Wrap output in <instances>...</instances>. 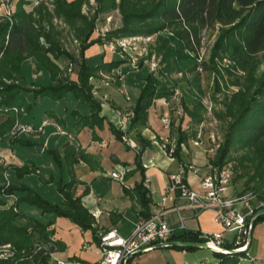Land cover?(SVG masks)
I'll return each mask as SVG.
<instances>
[{
    "label": "trees",
    "instance_id": "1",
    "mask_svg": "<svg viewBox=\"0 0 264 264\" xmlns=\"http://www.w3.org/2000/svg\"><path fill=\"white\" fill-rule=\"evenodd\" d=\"M28 0H17L13 21L0 18V136L8 132L22 111L17 114L12 106L29 112L38 97H48L59 100L69 93L80 104H86L88 111L81 112L77 108L70 110L75 125L88 126L92 129V137L100 139L95 127L101 128L105 116L101 112V101L93 94L91 77L102 71H111L124 62V58L114 56L109 60L103 58L96 64H90L84 51L95 43L120 39L132 35H151L157 33V51L161 53L160 66L157 71L150 70L143 77L140 92L132 105L127 129L122 130L112 122L108 127L115 137L124 141L130 147L125 136L131 134L138 143L135 153V167L140 170L141 180L130 190L122 186L125 194H134L139 205V214L148 217L151 214V198L145 185L144 166L141 153L151 140L143 135L142 128L147 124L148 108L154 99L163 97L166 100L173 95L178 85V78L173 72L195 71L198 63L206 66L205 62H197L203 31L220 27L211 57L220 53L244 65L249 59L264 51V0H96L97 11L108 12L118 8L122 15L121 25L89 39L95 27L96 15L88 16L82 12L85 0H53V9L49 11L36 8L39 16H56L73 28L74 34L82 40L79 56H75L61 48L60 42L42 26H36L33 11L27 12L24 3ZM44 36L45 42H41ZM34 57L38 67L43 69L48 78L45 81L26 79L22 70V62ZM60 61V62H58ZM77 63L76 78H71L61 67L62 62ZM31 95V100L28 99ZM232 101L238 104L232 112L233 119L229 124L225 140L219 143L215 154L210 158L214 166H221L230 158L233 149H242L254 165V172L249 175L243 189H253L259 196L264 195V74L252 85L244 84L243 88L232 95ZM228 107H231L229 105ZM56 121L61 118L53 110H46ZM219 116V115H218ZM179 123L175 128L169 127L170 135L176 132L174 156L177 161H183L182 145L187 141V133ZM162 138L159 137V140ZM22 145H35L29 138H13ZM55 162L62 169L71 171L74 162L83 160L90 165H98L94 156L84 149L65 144L63 152L50 148ZM124 165L127 163L124 162ZM31 166L14 165L18 178L33 172ZM1 168V166H0ZM76 180L57 182V190L61 200L52 201L26 182H10L0 185V246L10 243L13 248L23 250L25 255L20 261L12 257L1 258L0 264H56L48 262L44 256L43 244L53 235L54 220L57 216L69 218L81 230H91L92 239L99 242L98 231L94 227L95 218L83 204L82 196L88 191L85 187L80 192L75 190ZM250 182H253L250 184ZM13 198V199H12ZM26 206V207H25ZM28 207L37 208L42 215L40 218L26 211ZM22 207H24L22 209ZM264 213L258 214L252 224L251 231ZM250 219V218H249ZM208 236L202 234L199 228H182L170 236L173 241H206ZM55 238V237H54ZM244 238L236 241L235 236L229 241H223L222 246L233 249L243 244ZM57 251L64 249V244L55 238ZM178 249H196L199 246L174 244ZM218 264H238L241 257L247 255V248L242 251H215ZM74 257V255L72 256ZM130 260V259H129ZM129 262V261H128ZM127 262V264H128Z\"/></svg>",
    "mask_w": 264,
    "mask_h": 264
},
{
    "label": "crops",
    "instance_id": "2",
    "mask_svg": "<svg viewBox=\"0 0 264 264\" xmlns=\"http://www.w3.org/2000/svg\"><path fill=\"white\" fill-rule=\"evenodd\" d=\"M93 45L85 50V55L90 56V54L94 53ZM104 60L107 59L105 58ZM24 63L26 64L25 70L23 69ZM36 65L37 61L34 57H28L22 62V70L26 79L39 81L44 76L46 77L47 73L43 72V69L34 70ZM121 65L123 64L121 63L118 67H121ZM30 73L32 75L28 77ZM76 74L77 70L75 69L70 73V77L76 78ZM102 75H109L112 79H105ZM143 77L144 75H139L136 72L119 76L118 68H113L111 71L91 77L93 94L101 101L100 113L105 116L103 126L101 128L95 127V132L100 136V139L92 137V129L90 127L74 124L70 110L77 108L81 112L86 113L88 107L86 104L78 103V100L70 93L63 99L57 100L56 104L45 103L46 105L42 107L43 114L37 120H33V108L26 112L22 120L26 123L31 122V125L35 126L36 131L32 135L41 140L39 141L42 145L41 151L50 145V148L59 149L63 152L65 144H69L80 147L88 154L93 155L98 165H90L83 160H79L71 165V171H68L67 167L52 171L47 166L36 165L38 167L37 174H25L17 178V181L26 182L52 201H59L61 200V195L57 190L56 181H66L73 177L76 180V192L88 187V191L82 196V202L95 218V229L99 232L100 230L114 227L122 235H130L142 216L139 214L140 205L135 195L125 194L122 186H126L131 190L135 183L141 180L142 175L140 170L134 169L131 172H125L123 178L119 179L111 176L110 172L112 170L119 172L128 171L135 167V147L138 146V143L129 134L124 137L125 140L127 139L130 142V147H127L124 141L117 139L111 132L108 122H112L122 130L127 129L129 114L140 92L144 81ZM27 97L31 100L30 94ZM42 98L38 97L35 99L34 107H37L36 111H38ZM66 100L67 103L65 104L64 101ZM46 110H53L63 123L56 121ZM167 112L166 99L163 97L154 99L148 108L147 124L142 128L143 135L151 140V144L146 146L141 153V161L144 166V183L149 190L151 198V213L157 208L156 202L160 199L162 190L167 182L168 172L173 170L178 162L169 158L158 144L159 137L169 136L172 139L176 138L174 133L170 135L169 128L165 126L160 117ZM30 115H32V118L29 117ZM132 143L135 145H132ZM18 153L17 146L13 148V145L0 144V154L14 155V158H7L6 164L2 166L19 163ZM29 158L31 157L29 156ZM124 162L127 164L124 165ZM5 171H3V177ZM34 175H37L34 180H25L26 177ZM187 179L192 185H196L198 182L197 176L192 173L187 175ZM49 194L52 197H48L47 195ZM171 203L169 201L168 206H171ZM184 213L186 214L185 225L187 228H199L207 233L222 231L223 241L232 239V236H226L228 231H224L222 225L215 221L213 212L210 209H203L196 215H192L190 210H184ZM43 216L48 218L51 214ZM164 217L170 225L175 226L174 233L182 230V228L177 227V215L171 207L164 213ZM54 223L58 226L54 228L55 232L53 235L57 240L63 242L64 248H66L65 252L71 260H73V257L70 256L78 253L79 248H91L93 250L87 252L89 255L85 252L80 257L85 264H99L97 244L92 239L90 229L83 231L77 224L64 216H57ZM247 249L249 254L254 256L258 250V241L251 239L250 236V243ZM58 253L59 250L56 255ZM218 261L215 250L208 247H198L189 250L161 246L133 256L128 264H218ZM240 264H264V261L262 259L258 260L257 257L252 260L243 258Z\"/></svg>",
    "mask_w": 264,
    "mask_h": 264
},
{
    "label": "rangeland",
    "instance_id": "3",
    "mask_svg": "<svg viewBox=\"0 0 264 264\" xmlns=\"http://www.w3.org/2000/svg\"><path fill=\"white\" fill-rule=\"evenodd\" d=\"M4 1L10 2L14 5H16L17 2V0H15V2H13V0ZM23 6L27 12L31 10L33 11L36 26H42L46 32H50L55 36L60 42L61 48L66 49L75 56H79L82 40L74 34L73 28L56 16H51L50 19L46 16L41 18L35 11L37 7L52 11L53 0H28ZM81 8L82 12L88 16L96 15L95 27L89 39H93L99 34H104L107 30L114 29L121 25L122 15L118 8L108 12L97 11L96 0H85ZM11 18L13 21V16ZM219 32V26H216L214 29H205L203 31L197 62L203 61L206 63L207 67L198 63L195 71L173 72L172 76L178 78V85L175 87L174 93L170 99L166 100L168 106V112L165 114L167 127L169 128L171 126L172 128H175L181 123L180 125L188 135L187 141H185L183 143L184 146H182L183 161L186 163L191 162L200 166L202 171L208 167L210 158L216 152H213L212 147H214L216 143H222L225 140L229 124L233 119L232 112L236 111L238 106V104L232 101V95L239 91V89L243 88L244 84L252 85L264 74V51L252 56L244 65H240L234 59H230L223 53L212 58L211 54L215 47ZM123 38H126L125 45L119 43L118 39L104 44L95 43L92 47V49L95 50L94 53L90 54V56L85 55L88 58V62L90 64H96L102 58L108 60L111 57L119 56L124 58L123 65H121V67H115L119 70V76L131 74L132 72H136L139 75H145L150 70L156 72L157 68L161 65V53L157 51L156 46L157 33L151 35H132ZM40 40L42 43L45 42L44 36H40ZM68 62L67 64L62 62L61 66L67 74H69L67 71ZM74 63L77 65L75 61ZM25 65L26 64L24 63V70ZM38 68L40 67L36 65L34 70L37 71ZM43 72L45 71L43 70ZM103 72L108 71L99 72V75ZM31 75L32 74L30 73L28 77H31ZM102 76L105 79H112L109 75ZM47 78L48 76L46 75V77L44 76V78H41L39 81H45ZM56 101L57 100L48 97H43L38 106V111H36L37 107H34V104L32 107V112L34 113L33 120H37L40 115L43 114L42 107L46 105L45 103L49 102L50 104H56ZM64 102L66 104L67 100ZM229 105H231V107H228ZM12 110L15 114L22 111L23 113L21 117L16 118L21 122L26 123L22 120L26 113L24 109L17 107V111H15L12 106ZM163 116L164 115L160 116L161 119ZM29 117L32 118V115ZM29 123L31 125V122ZM31 126V129L27 132H21L16 135L11 134L10 129L4 135L0 136L1 145H13V148L14 146H17L19 152V163L8 164L7 166H2L0 164V185L5 181L3 177L4 170L7 171V176L10 182H17L18 177L15 174V168L13 166L27 165L30 167L31 162H29V160L35 164L33 172H30V174L38 173V167L36 165L47 166L52 171L60 169L49 151L50 145L43 151H38L35 148L37 144H40L39 141L41 140L32 135L36 131V128L33 125ZM174 134L176 135V132H174ZM28 135L30 136L28 137ZM13 138H29V140L35 141L36 144L22 145L18 141H12ZM195 140L198 142H194ZM245 155L246 154L242 152V149L232 148L230 152V158L228 161L231 162L233 171L231 175L232 182L228 190L229 195H233L239 190L241 192L246 191V189L243 188L246 186V181L248 180L249 175L254 172L253 163L248 158L244 157ZM29 156L33 160L29 158ZM36 176L37 175L26 177L25 180H34L37 178ZM252 183L253 182H250V184ZM253 191L257 194L258 198L264 199V195L260 197L257 191ZM47 196L52 197L51 194ZM23 208L24 207H22V209ZM26 211L34 216L43 219L45 218V216H43L35 207L27 206ZM57 226L56 223H53L54 228H57ZM226 236H232L233 238V233L227 232ZM250 236L251 239L258 241V250L253 257H257L258 260L262 259L264 261V218H260L256 221ZM10 249L12 250V255L10 257H12L14 261H20L24 258L25 253L23 250H18L17 248ZM91 250L93 249L79 248V252L73 254V260L67 256L65 252L66 248L59 250V253L54 256L65 260L66 262L64 264H85L80 255L85 252H90ZM87 255H89V253H87ZM44 256L48 257V262L55 258L54 256L45 253ZM249 257V255H246L243 258L249 259ZM242 259H239L238 264L241 263Z\"/></svg>",
    "mask_w": 264,
    "mask_h": 264
},
{
    "label": "built area",
    "instance_id": "4",
    "mask_svg": "<svg viewBox=\"0 0 264 264\" xmlns=\"http://www.w3.org/2000/svg\"><path fill=\"white\" fill-rule=\"evenodd\" d=\"M14 11V4L0 0V17H6L12 21L11 17ZM125 41L126 38L118 39V42L122 45H125ZM76 66L74 62H68V73H72ZM13 109L17 111L16 106H13ZM165 117L164 115L162 121L167 126ZM31 127L30 124L23 123L16 118L10 132L17 135L21 132H27ZM127 142L130 144L129 140ZM194 142L198 141L195 140ZM158 144L169 158L175 159L176 138L172 139L169 136H165L159 140ZM132 145L135 144L132 143ZM181 145L184 146L183 143ZM218 145L219 143H216L212 147L213 152L216 151ZM9 157L14 158V155L0 154V164L5 165ZM232 169L233 166L228 160L221 166H214L209 163L204 171L194 163L178 161L176 167L168 172L167 182L162 190L160 199L156 202V210L150 216L142 217L130 235L124 236L114 227L98 232L97 251L99 253V264H127L130 258L139 254L140 250L145 252L155 248L154 246L158 243L169 241L170 236L174 234L175 226L169 224L164 217V213L170 207L176 212L177 227L179 228L186 227L184 210H190L192 215H196L203 209H210L213 212L215 221L222 225L224 231L232 232L236 241H239L241 237L244 238L243 244L235 248L246 247L247 235L251 226L249 218L255 211L264 208V199L258 198L253 190L243 192L239 190L233 195H229L228 190L232 182ZM189 173L197 176L198 182L196 185H192L188 181L187 175ZM123 174L124 170L122 172L116 170L110 172L111 176L119 179L123 178ZM4 178L3 185H8L10 180L6 171ZM169 201L172 202L171 206H168ZM201 232L203 235L208 236L206 240L208 248L215 251L226 250L222 246V231ZM54 240V235H50L45 240L43 244L45 254L56 255L57 248ZM10 248H13L10 243L0 246V257H10L12 255ZM247 255L250 256L249 259L251 260L254 258L249 254L248 249ZM54 257L53 260H50V263L64 264L66 262L57 256Z\"/></svg>",
    "mask_w": 264,
    "mask_h": 264
},
{
    "label": "water",
    "instance_id": "5",
    "mask_svg": "<svg viewBox=\"0 0 264 264\" xmlns=\"http://www.w3.org/2000/svg\"><path fill=\"white\" fill-rule=\"evenodd\" d=\"M35 148L38 151H40L42 149V145L37 144L35 146ZM260 213H264V208H261V209L255 211L251 215V217L249 219V224L251 226H250V230H249L248 235H247V244H246V247H244V248H233V249L223 248V249H226L223 252H227V251L228 252L242 251V250H244V249H246L248 247V245L250 243V234H251V228H252L253 220ZM174 244H179V245H194V246H199V247H208V243L206 241H173V240H169V241H165V242H162V243H158L154 247L171 246V245H174ZM141 252H143V251L140 250L138 253H141Z\"/></svg>",
    "mask_w": 264,
    "mask_h": 264
}]
</instances>
